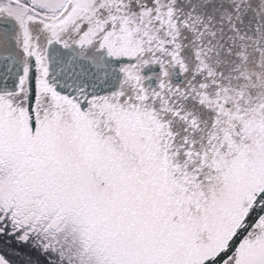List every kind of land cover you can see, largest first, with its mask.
Returning <instances> with one entry per match:
<instances>
[{"label":"snow or ice","instance_id":"6c2138e0","mask_svg":"<svg viewBox=\"0 0 264 264\" xmlns=\"http://www.w3.org/2000/svg\"><path fill=\"white\" fill-rule=\"evenodd\" d=\"M0 264H264V0H0Z\"/></svg>","mask_w":264,"mask_h":264}]
</instances>
